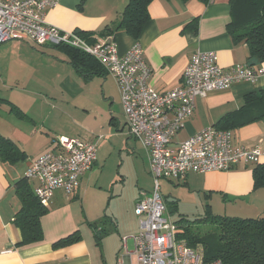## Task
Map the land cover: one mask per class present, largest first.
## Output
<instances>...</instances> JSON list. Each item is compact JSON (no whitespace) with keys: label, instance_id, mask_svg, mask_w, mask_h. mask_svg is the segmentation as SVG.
Segmentation results:
<instances>
[{"label":"crops","instance_id":"obj_1","mask_svg":"<svg viewBox=\"0 0 264 264\" xmlns=\"http://www.w3.org/2000/svg\"><path fill=\"white\" fill-rule=\"evenodd\" d=\"M128 2L60 0L47 9L46 20L89 40L101 39L107 26L120 21ZM148 10L150 18L138 39L124 30L109 37L117 43L120 54L136 43L142 46L143 58L152 69L149 84L159 92L182 84L184 71L198 50L215 51L224 68L238 63L264 67V62L250 57L245 42L233 40L229 32L230 0H152ZM261 90L264 75L254 82L198 95L194 112L174 136L173 145L205 127L221 126L224 117L243 107L247 95ZM0 97L9 101L0 105V134L24 152V158L17 162L0 157V264H137L134 236L141 232V222L135 208L142 190L126 211H120L110 200L107 205L101 202L94 207L88 197L92 169L82 175L73 193L56 190L40 217V240L20 243L21 230L14 222L22 206L17 181L26 177L32 161L58 148L60 137L82 138L98 146L102 138L110 136L129 149L131 140L145 149L129 132L119 88L110 74L103 68L91 75L78 70L59 48L9 40L0 44ZM11 105L17 110L12 111ZM231 130L235 145L264 148V118L231 126ZM132 149L137 155L138 147ZM144 152L150 165L148 151ZM251 165L256 164L240 163L227 171L190 172L182 179L161 180L183 185L199 196L203 193L211 201L216 196L236 202L246 199L248 204H255L245 211L254 218L264 214V187L255 188ZM29 184L32 187L36 182ZM179 191L176 188L170 198L165 195L166 201L177 205ZM74 233L81 238L55 245Z\"/></svg>","mask_w":264,"mask_h":264},{"label":"built area","instance_id":"obj_2","mask_svg":"<svg viewBox=\"0 0 264 264\" xmlns=\"http://www.w3.org/2000/svg\"><path fill=\"white\" fill-rule=\"evenodd\" d=\"M59 1L0 0V44L20 40L39 46L78 48L96 58L115 79L129 132L148 151L154 178L153 190H142L135 208L141 222V232L134 236L137 264H227L221 259L206 261L202 245L191 247L178 237L179 225L168 213L160 180L264 162V148L235 145L232 130L214 125L176 146L172 142L193 114L198 95L254 82L264 75V67L238 63L224 68L215 51L198 50L184 71L182 84L159 92L149 84L152 69L139 43L120 54L112 37L91 42L77 31L50 24L47 9ZM57 142V149L40 155L26 171L27 179L36 182L32 191L44 207L49 206L56 190L73 193L82 175L98 159L95 142L65 136Z\"/></svg>","mask_w":264,"mask_h":264},{"label":"trees","instance_id":"obj_3","mask_svg":"<svg viewBox=\"0 0 264 264\" xmlns=\"http://www.w3.org/2000/svg\"><path fill=\"white\" fill-rule=\"evenodd\" d=\"M209 3L210 0H201ZM152 0H129L120 21L115 26H107L102 33L107 38L119 30L126 31L138 39L149 20V4ZM231 22L229 32L235 42H245L252 59L264 62V0H230ZM85 37V36H84ZM96 40H90L95 42ZM64 51L70 62L80 71L91 75L105 67L92 55L71 46H53ZM108 73V72H107ZM9 101L0 97V105ZM16 111V106L11 105ZM264 118V90L251 93L245 97V104L236 113L223 118L219 129L231 130V126L245 125ZM0 157L10 162L24 158V152L9 138L0 134ZM255 188L264 187V162L253 168ZM16 191L22 206L16 213L14 222L21 230L20 243L40 240L43 230L40 217L47 211L34 195L27 177L17 181ZM168 205V204H167ZM208 215L197 219L210 221L217 227L214 231H201L188 223L180 224L178 237L185 239L191 247L202 245L206 261L221 259L227 264H264V216L242 218L236 216L213 215L208 207ZM185 220L181 218L180 221ZM186 221V220H185ZM81 238L74 233L59 240L55 245H63Z\"/></svg>","mask_w":264,"mask_h":264},{"label":"rangeland","instance_id":"obj_4","mask_svg":"<svg viewBox=\"0 0 264 264\" xmlns=\"http://www.w3.org/2000/svg\"><path fill=\"white\" fill-rule=\"evenodd\" d=\"M110 77L115 81L111 74ZM70 127L80 131V128L78 129L75 125ZM117 142V139L113 140L110 136L100 140L98 163L94 165L89 174L92 179L91 183L88 181V186L90 184L88 197L94 207L101 202L107 205L110 200L120 211H126L130 209V202L135 194L141 190H148V192L153 190L154 178L145 158V149L140 144L134 145L136 142L131 140L133 146L129 149L123 142ZM134 146L138 147L137 155L132 153ZM251 167L253 168L254 165ZM161 183L164 197L166 195L170 198L176 192V188H180L177 205L166 201L170 216L180 224L189 220L188 223L193 228L203 232L214 231L217 227L210 221L197 220L208 215V207L211 208L213 215L249 218L245 211L255 206L253 202L248 204L246 199L236 202L237 199H222L216 196L211 201L210 198L203 197V193L199 196L198 192L190 191L183 185H174L167 180H161ZM182 217L186 221H180ZM138 218L140 219L139 216Z\"/></svg>","mask_w":264,"mask_h":264}]
</instances>
